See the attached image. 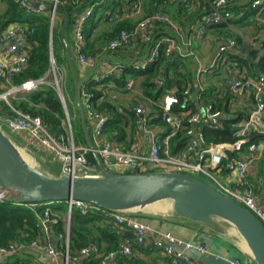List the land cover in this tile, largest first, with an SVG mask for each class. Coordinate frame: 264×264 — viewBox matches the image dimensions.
<instances>
[{"label":"trees","instance_id":"obj_1","mask_svg":"<svg viewBox=\"0 0 264 264\" xmlns=\"http://www.w3.org/2000/svg\"><path fill=\"white\" fill-rule=\"evenodd\" d=\"M134 1L59 0L58 8L68 15L64 37L76 62L78 77L80 75H88V68L82 73L80 65L77 62L72 41V27L76 16L90 7L92 8V14L85 21L82 30L84 45L81 53L95 58L96 65L99 64L101 58L109 60L111 65L117 66L121 71L120 75L110 73L106 78H97L98 74L96 75L93 72L88 79L83 81L81 86L82 108L85 102H89L95 110L104 114L106 116L104 125V135L106 138L120 147L128 149L131 147L141 128L140 118L132 111L133 106L138 101L146 103L148 113L145 127L149 131H153L156 140L162 143L164 138L170 134L171 129L160 119V103L165 96L174 95L178 100V104L173 106V113L199 112L208 105L212 107L213 111L224 113V117L221 118L220 128L214 129L206 126L198 128V131L202 134L205 146L210 144L235 143L239 138L237 124L242 120L244 114L237 113L234 115L229 111L228 101H230V92L228 88L225 85H223V89L217 88L214 83L207 80V77L212 75L211 73L213 72L201 75L204 81L200 80L197 82L196 71L199 69L198 61L194 55H190L192 46L191 49H188L186 45H183L189 41L188 37L193 34L200 19L210 12L212 0H199L191 8L185 7L187 0H142L141 13L135 20L128 18L117 20L114 23L108 21V14H113L123 6L129 7ZM253 1L227 0L223 10L229 11L231 14V28L225 24L206 27L207 30H213L219 34L221 42H225L227 38L234 40L235 46L224 54V66L227 67V74H231L232 70L235 69L237 73L234 75L237 78L243 76L245 79H253L259 71H264V55L259 54V50L255 48L256 44L246 45L243 42L242 36L232 30L234 28L239 31L241 28L249 26L251 20L264 13V5L256 8L251 7ZM42 2L45 5H49L45 0ZM153 11H159L170 16L179 29L178 34H176L167 31L164 25H155L151 33L153 40L169 37L181 47L179 52L174 51L167 57L163 54V51H160L157 59L149 61L151 44H145L140 39H137L135 48L131 52H128L130 54H126L127 47L129 48L128 45L114 51L106 49L108 41L115 39L122 31L133 30L139 21L150 16ZM58 14L61 16L60 22H54L51 26L48 11H34L31 14H26L19 8L16 0H0V30L8 28L11 24H17L23 28V35L26 39L24 50L27 53V62L22 72L12 78V86L20 85L29 79L36 80L42 77H46V80L51 82L53 76L49 73V59L52 53L55 66L66 69L67 92L75 97V81L67 53L60 40V30L64 16L61 13ZM100 22L104 26L107 25V29L103 28L101 36H97L95 32ZM141 63H145L144 68L139 67ZM221 67L217 70L218 72L222 70ZM215 75L218 74L215 73ZM129 78L136 81V88L138 87L141 94L139 97H136L133 95L134 93H131L133 102L127 109H124L108 100L107 93L128 94L124 88ZM156 80H160L161 84L158 85ZM108 83H112L113 88L106 91V84ZM4 92L3 83L0 80V95ZM8 100L12 108L27 113L32 117H39L51 135L55 137L66 135V114L61 99L52 86L42 85L35 91L16 94L9 97ZM64 102L74 144L75 146H85L86 142L80 125L78 111L77 118L74 120L71 105L66 98H64ZM1 104L4 112L10 113V107L2 102ZM188 127L187 123H184L183 128L169 141L171 154L183 151L187 140L185 130ZM253 135H256V133ZM252 139L255 142L258 137ZM234 156L235 154L229 153L228 159ZM86 158L91 163H96L91 152L86 154ZM227 163L228 160H224L222 165H227ZM261 167L262 171L260 173L264 174V156L261 161ZM124 173H130V171ZM50 207L53 210H58L60 213L68 210L67 202H52L50 203ZM42 211L43 204L27 207L17 206L10 202L0 203V246L6 247L11 242L24 243L25 241L22 237L25 233H29L32 237L35 236L37 232L34 230V223L36 222L37 215L41 214ZM106 213L107 211L99 207H95V209L89 211L86 215H82L79 211L72 209L68 254L71 259H77L75 264L80 260L82 264H100L103 255L117 250L122 235H118L113 231L109 224L110 221L106 218ZM94 222H109L104 227L97 226L95 228L101 236L100 239L107 242V247L101 249L99 243L96 242L97 239H94V247H96L98 253L96 251L81 256L80 251L90 247L91 239H93L92 233L86 226L88 223ZM52 231L58 238L60 233L63 232V225L59 222L53 226ZM58 242L57 249L64 251V243L62 241ZM0 264L31 263L17 258L16 254H14L1 258Z\"/></svg>","mask_w":264,"mask_h":264},{"label":"built area","instance_id":"obj_2","mask_svg":"<svg viewBox=\"0 0 264 264\" xmlns=\"http://www.w3.org/2000/svg\"><path fill=\"white\" fill-rule=\"evenodd\" d=\"M20 9L26 14H31L35 10L30 4V0H16ZM53 7L49 11V19L51 26L56 20L58 12L59 0H45ZM141 1L135 0L129 7H121L113 14H108L107 19L110 23L117 20L137 17L141 13ZM199 0H187L185 7L191 8ZM43 3V2H42ZM227 0H212L211 10L205 14L197 24L193 31L198 39L204 37L206 27L217 24H225L229 28L231 14L229 11L223 10ZM44 4V3H43ZM264 5V0H254L251 4L252 8ZM92 8L85 9L80 15L76 16L72 27V41L74 51L79 65L92 69L96 67V59L85 56L81 53L84 45V35L82 33L85 21L91 16ZM155 25H164L167 31L178 34L179 29L176 23L165 13L153 11V13L139 21L133 30L122 31L115 38L106 43V49L114 51L125 45L131 49L135 48L137 39L145 44H151L149 61L157 59L159 52L163 51L165 56H169L174 51H180L181 47L169 38H160L153 40L151 35ZM23 28L19 25L8 27L0 30V46L5 45V54L10 56L7 62L0 61V80H2L5 93L0 95V99L5 101L10 107V113L2 117L0 114V130L5 128L11 134L21 136L28 145L43 149L51 156V159L61 165V174H71L73 177L96 178L100 177L99 169L96 163L87 160L86 154L91 152L86 145L75 146L72 131L69 124V118L66 117L67 131L66 135L53 136L45 128L39 117H32L20 110L11 107L8 100L9 97L16 94H23L35 91L42 85H50L56 91L61 100L63 98V77L60 72L65 73L64 68L55 66L52 53L50 54V69L53 80L51 82L42 77L36 80H26L20 85L12 86L11 80L22 72L27 62V53L24 50L25 36ZM188 49H191L190 42H186ZM235 46V42L231 38H227L225 42L219 43L217 49L211 58L208 66L200 68L196 71V80L202 81L205 73H211L227 67L224 66V54ZM255 48L264 55V40L256 43ZM190 55H193L190 52ZM140 68L145 67V63L139 64ZM110 73L121 74L117 66L111 65L106 72L98 74L97 78H106ZM237 71L232 70V74ZM158 85L160 80H156ZM225 85L230 92V101H228V109L232 114H244L242 120L237 124L239 129V138L233 144H210L204 145L203 138L198 128L206 126L218 129L221 127V118L224 113L213 111L210 105L204 107L199 112L187 111L184 113H173L174 105L178 104V100L174 95H167L161 100L160 119L171 129L162 143L155 138V133L146 129L147 107L143 101H138L133 106L132 111L138 116H144L140 119V132L146 134L149 139L147 151L143 150L141 141L138 138L134 140L131 147L124 149L106 138L104 135V125L106 116L95 110L91 103L85 102L83 106L84 117L93 121L91 132V143L95 154L99 157L103 166L113 173H124L126 171L135 173L147 172H168L180 173L196 177L203 181L199 176L208 180L211 187L219 193L230 199L231 201L242 206L246 211L256 217L264 226V206L253 185L252 172L255 165L260 162L264 156V137L260 129L264 125V71H259L255 78H230L223 79ZM106 91L113 88L112 83L106 84ZM136 81L127 79L124 90L131 94L135 91ZM249 90V101L245 98V91ZM111 93V92H109ZM187 93V92H185ZM9 95V96H8ZM112 99L116 95H111ZM199 102V101H196ZM82 106V105H81ZM189 126L185 130L187 136L186 144L180 153L171 154L169 141L183 128V124ZM256 133V135H253ZM139 135V134H138ZM138 137V136H137ZM257 138L253 141L252 138ZM233 153L234 156L228 159V154ZM224 160H228L226 173H222L221 165ZM10 202L17 206L32 207L33 205L20 204L11 195L0 188V203ZM67 220L65 234L58 236L59 240L64 243V251L53 247H45L43 250L55 259L62 261V264H75L76 258H70L68 254L69 227L72 209L79 211L82 215H86L89 211L95 209L91 204L71 200L67 202ZM127 212H107L106 218L122 229L130 231L131 236L125 237L119 244L116 251H111L102 256L100 264H113L117 257L136 258V248L141 246L145 237L151 232L150 227L144 225L134 219L126 216ZM60 222L58 216L50 209V203L43 204V211L37 215L34 230L47 232L48 228L55 226ZM39 234L31 236L29 233L23 235L24 243L11 242L6 247L0 246V257L4 258L12 256L20 249L22 245L28 243L33 247L40 246ZM180 244L168 233L159 234L154 241V247L159 250L167 259L169 264H195L185 251L195 249L200 254L206 253V248L202 244H184L183 249L179 250L176 245ZM96 252L93 247H87L80 251L81 256ZM226 264H255L251 258L247 261L238 259L228 260Z\"/></svg>","mask_w":264,"mask_h":264},{"label":"water","instance_id":"obj_3","mask_svg":"<svg viewBox=\"0 0 264 264\" xmlns=\"http://www.w3.org/2000/svg\"><path fill=\"white\" fill-rule=\"evenodd\" d=\"M43 0H30L35 11H52ZM64 16L60 40L69 59L75 81V104L86 147L91 151L100 177L82 178L71 174L52 177L29 164L10 137L0 130V188L7 191L20 204L37 205L71 200L91 204L107 212L139 211L160 202H171L174 215L206 227H214V220L224 221L235 228L249 250L247 254L255 264H264V226L239 204L231 201L216 189L192 177L180 173H113L107 170L93 150L85 126L81 106V86L76 62L64 34L68 15ZM211 62V61H210ZM203 66L202 68L208 66ZM9 96V95H8ZM66 117V105L61 100ZM143 119L144 116H140Z\"/></svg>","mask_w":264,"mask_h":264},{"label":"crops","instance_id":"obj_4","mask_svg":"<svg viewBox=\"0 0 264 264\" xmlns=\"http://www.w3.org/2000/svg\"><path fill=\"white\" fill-rule=\"evenodd\" d=\"M264 10V9H263ZM262 10V11H263ZM133 18V20H135ZM61 20V16L58 14L56 16L55 22L58 23ZM17 24H11V26H16ZM196 25V24H195ZM107 27L104 26L102 22L99 23V26L96 30V35L101 36V32ZM104 28V29H103ZM107 29V28H106ZM232 30L240 34L243 38V42L250 46L255 45L257 42L264 40V13L256 16L254 20L250 21V25L244 28H241L239 31L232 28ZM221 36L217 33H215L213 30H207L205 31L204 37L202 39H198L195 34H191L188 39L192 46L191 53L194 55L196 60L199 64V69L203 66L210 63L211 58L213 57L217 46L219 43H221ZM133 49L130 47H127V53L131 52ZM260 54V53H259ZM258 54V55H259ZM261 55V54H260ZM10 60V56L5 54V45L0 46V61L7 62ZM111 67V62L109 60H106L104 58H101V61L98 65H96L95 68L88 69V75H80L79 79L85 81L89 78V76L94 72V74H101L103 72H106ZM81 72L83 73L85 71V67L81 66ZM66 71V69L64 68ZM234 70V69H233ZM67 72V71H66ZM218 74V75H215ZM212 75L208 76L207 80L211 81V83H214L217 88L223 89V79L226 77L235 78L234 74H227V70L223 69L221 71L213 72ZM202 81L204 79L202 78ZM137 86V85H136ZM63 88L65 91V98L68 101V103L71 105L72 111H73V117L74 120L77 118V107L75 104V97L71 96L68 91V86L65 83H63ZM5 91V89H4ZM5 93V92H4ZM3 93V94H4ZM2 95V94H1ZM111 95H116V98L114 100L111 99ZM107 99L110 100L112 103H115L118 107H122L124 109H127L132 101V95L131 94H116V93H107ZM245 98L247 101L250 99V92L249 90L245 91ZM2 103L5 105L6 102L0 99V114L2 117L7 116V112H4ZM8 106V105H7ZM79 114V112H78ZM86 119L85 126L86 130L90 133L92 132V126L93 121ZM80 120V119H79ZM262 134H264V125L257 129ZM138 136V137H137ZM135 138L141 141L142 147L144 151H147L148 145H149V139L147 138L146 134H143L139 131V135H137ZM17 138L16 142H14L15 145H21L26 149L27 151L33 152V156H35V159L38 160V162L43 166V169L41 167H37L39 170L44 172L45 174L52 176V177H58L61 175V165L58 162H55L51 159V156L46 153L43 149H40L38 147H33V145H28L26 141L19 135H15ZM135 140V139H134ZM18 142V143H17ZM41 152V153H40ZM238 155H235V157ZM262 161V160H261ZM261 161L258 162L252 172L253 176V185L256 188L257 194L260 197V200L262 202V205L264 206V174L260 171H262L261 167ZM227 165H221L222 173H226ZM53 213H55L58 218L60 219V223L63 225V232L60 234H65V225L67 220V211L60 213L58 210H53L51 207ZM126 216L134 219L135 221H138L144 225H147L150 227V233L145 237V240L143 244L136 248V258H125V257H117L116 261L113 264H169L168 259L154 247V241L158 237L159 234L162 233H168L171 237H173L176 241H178L180 244L176 245V248L179 250L183 249L184 244H202L206 248L205 254L198 253L195 249L186 250L185 253L190 257V259L195 264H226L228 260H234L238 259L240 261H247L250 256L247 254V252L244 251V245L242 243V239L238 235L237 232H235L233 226L226 225L224 228L219 221L214 220V227H206L202 224L190 221L184 217H179L174 215L172 210H169L166 208L165 205L161 207L158 203L155 205H152L150 207H147L143 210L139 211H128L126 213ZM70 219V225H71ZM36 223V222H35ZM34 223V228H35ZM109 223V222H107ZM106 222H94V223H88L87 229L92 233V238L90 242V247H93L95 251L98 250L96 247H94V239L97 243H99V246L101 249H104L107 247V242L103 239H100L101 236L96 231V227H104ZM111 225V228L116 234L122 235L120 238V241L118 243H121L123 238L130 237L131 233L127 229H122L115 225L113 222L109 223ZM228 224V223H227ZM70 228V227H69ZM53 226L49 227L47 232L39 231L37 234H39V240H40V246L33 247L26 243L25 245H22L20 249L16 252V257L23 260V261H29L31 264H62V261L59 259H55L52 256L48 255L43 249L45 247H53L57 249L59 245V238L53 233ZM36 235V234H35ZM88 255V254H86ZM2 257H0L1 259ZM122 258V260H120ZM76 264H82L81 260L78 261Z\"/></svg>","mask_w":264,"mask_h":264},{"label":"rangeland","instance_id":"obj_5","mask_svg":"<svg viewBox=\"0 0 264 264\" xmlns=\"http://www.w3.org/2000/svg\"><path fill=\"white\" fill-rule=\"evenodd\" d=\"M60 74H61V76L63 77V83H65V81H66V78H67V73L65 72V73H62V72H60ZM64 93V97L63 98H65V91L63 92ZM62 93V94H63ZM134 94L133 95H135L136 97H139L140 96V94H141V92H140V90L138 89V87L136 88V90L133 92ZM67 110V109H66ZM5 134H7L9 137H10V139L12 140V141H14V142H16L17 140V138L15 137V135L14 134H11L9 131H7L5 128H2L1 129ZM13 142V143H14ZM18 143V142H17ZM16 147L19 149V151H20V153L23 155V157H24V159L29 163V164H31V165H33V166H35V167H41V169L42 170H44L43 169V166L38 162V160L37 159H35V156H33L32 154H33V152H31V151H27L26 149H24V147H22L21 145H16ZM41 153V152H40ZM199 178H201L203 181H205V182H207V183H209L208 182V180L206 179V178H204V177H202V176H199ZM159 205H161V207L163 206V205H165L166 206V208L167 209H169V210H172V208H171V202H169V201H164V202H160V203H158ZM216 220V219H215ZM216 221H219V223L225 228L226 227V225H230V224H227L226 222H224V221H221V220H216Z\"/></svg>","mask_w":264,"mask_h":264},{"label":"bare ground","instance_id":"obj_6","mask_svg":"<svg viewBox=\"0 0 264 264\" xmlns=\"http://www.w3.org/2000/svg\"><path fill=\"white\" fill-rule=\"evenodd\" d=\"M23 156V155H22ZM234 228V227H233ZM234 230H235V228H234ZM235 232H237L236 230H235ZM242 243H243V245H244V251L245 252H248L249 253V250H248V248L246 247V244H245V242L242 240Z\"/></svg>","mask_w":264,"mask_h":264}]
</instances>
